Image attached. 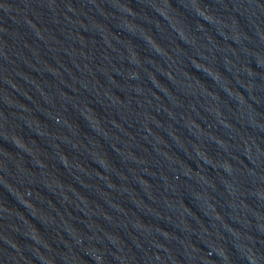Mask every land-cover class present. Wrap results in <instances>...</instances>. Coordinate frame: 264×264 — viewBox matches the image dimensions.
<instances>
[{
	"label": "water",
	"instance_id": "water-1",
	"mask_svg": "<svg viewBox=\"0 0 264 264\" xmlns=\"http://www.w3.org/2000/svg\"><path fill=\"white\" fill-rule=\"evenodd\" d=\"M0 264H264V0H0Z\"/></svg>",
	"mask_w": 264,
	"mask_h": 264
}]
</instances>
